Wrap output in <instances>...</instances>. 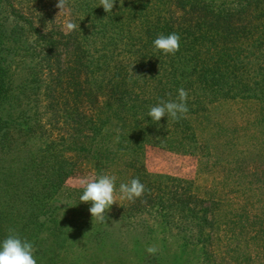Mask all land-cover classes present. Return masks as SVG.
<instances>
[{"label": "trees", "instance_id": "1", "mask_svg": "<svg viewBox=\"0 0 264 264\" xmlns=\"http://www.w3.org/2000/svg\"><path fill=\"white\" fill-rule=\"evenodd\" d=\"M28 1V5L36 4L37 20L26 12L31 10L29 6L26 11L21 8L27 0H0V144L12 133L16 119H21L15 126L21 137L34 134L43 141L45 131H38L43 130L41 114L50 113L54 123L66 126L65 143L72 154L93 160L99 172L123 175L128 181L122 183L139 178L145 185L143 196L123 204L127 206L123 217L162 214L167 228L178 227L183 246L204 247L205 259L209 258L206 249L212 231L227 223L228 231L240 236L233 248L238 252L235 259L249 257L245 252L249 238L240 245L245 234L249 231L258 236L264 231L258 228L257 215L240 202L254 197V189L262 193L264 187L251 188L253 183L247 178L232 175L234 170L227 161L231 149L222 151V140L216 142L224 129L223 119L217 115L233 106L241 114L257 111L245 123L264 127V62H256L260 60L257 52L264 51V0H124L123 6L116 0L110 13L97 6L99 0H68L77 26L68 37H58L53 30L45 32L51 5L58 0ZM173 32L180 36L175 55L154 49L153 42L161 33ZM68 48L73 49L75 65L65 68L62 50ZM181 87L188 92L187 118L175 121L164 116L153 121L148 116L150 108L161 99L175 100ZM166 135L168 141L173 139L172 144L202 148L201 166L222 170L224 180L203 194L193 184L173 185L163 176L149 182L152 175L143 170L131 150ZM53 144L48 142L28 154L33 160H42L45 151L56 150ZM22 147L18 145L12 152L22 155L27 150ZM29 164L32 171L42 173L36 171L35 162ZM58 172L68 175L72 168L62 170L61 166ZM58 172L54 186L64 180ZM221 184L227 189L224 194L219 193ZM34 201L40 203L41 199L36 196ZM32 207L26 227L17 225L25 214L11 215L7 223V215L0 212V241L9 230L24 238L47 224L40 218V207ZM224 218L226 223L220 221ZM149 223L139 220L144 238L155 230ZM129 225L128 219L126 228ZM98 227L93 237H99V246L107 243L118 252V264H166L160 252L142 251L132 259L126 253L128 243L123 244L129 242L127 236L110 240L111 232L106 234ZM140 239L139 235L136 242ZM34 245L41 246L40 240ZM73 262L81 264L80 259Z\"/></svg>", "mask_w": 264, "mask_h": 264}, {"label": "rangeland", "instance_id": "2", "mask_svg": "<svg viewBox=\"0 0 264 264\" xmlns=\"http://www.w3.org/2000/svg\"><path fill=\"white\" fill-rule=\"evenodd\" d=\"M57 3L53 2L51 5L50 16L44 26L46 30H53L58 37H68L72 31L66 35L65 32L68 30L65 25L67 22L73 23V15L69 6L67 14L58 15L60 9L56 7ZM28 4L29 1L27 0V3L22 4L21 8L26 11V7L29 6L31 10L28 9L26 12L37 20L40 13L36 9V4ZM62 51L65 52L62 55L63 66L65 68L74 66L73 49L68 48L67 51L64 49ZM257 54L260 56V60L256 62L263 63L264 51L257 52ZM252 71V69L247 70L249 74ZM253 105L259 108L258 104L257 106ZM257 113L259 112L249 111L241 114L238 108L233 106L226 108L222 116L217 115L220 119L222 117V122H224V129L216 139V142L222 140L219 149L222 151L231 149L227 161L234 170L232 175L247 178L253 183L250 184L251 188L264 187V127L247 126L245 123V119L253 117ZM30 114L32 115V113ZM41 117L42 123L40 125L43 130L38 131H45L43 141L36 138L34 134L30 137V135L23 133L21 137L22 133H17L15 127L21 119H16L13 123L15 126L12 127V133L8 138L2 139L0 144V212L7 215V223H9L11 215L21 214L24 216L25 214V217L21 218L17 225L26 227V218L34 209L32 206L36 205L40 207L41 220L48 221L43 228L36 229L35 233L33 229L24 237L33 244L35 241L39 243L40 240L41 246L34 245V257L37 264H77L71 263L73 259H80L81 264L85 261L86 264H118L115 260V253L118 254V252L115 250L114 253L107 243L104 246H99V237H93V232L98 226H100L98 227L99 230L105 231L106 234L107 231L111 232L110 240L120 236L126 238L127 236L126 240L129 242L123 244L127 246L128 243L129 251L126 253L131 254L132 259H136L139 253L146 251L148 246L155 245L166 264H264V232L256 236L247 231L244 241L240 245L246 244V240L249 238L250 244L247 245L245 251L249 257L242 256L238 258V262L235 259L238 252H235L233 248H235L240 236L237 231H228L225 218L220 221L226 224L221 225L218 230L212 231L213 237L207 243L206 250L209 257L207 259H205L206 255L202 245L183 246L184 237L177 232L178 227L176 224H172L175 228H167L163 222L162 214L153 213L152 217L143 213L140 216H132L127 219L123 217V208L127 207L123 204L128 203L126 199L119 200L112 205L110 210H106L105 223L94 225L89 211L91 204L79 200L83 192L79 181L92 179L101 174H112L99 172L93 160L82 155L76 156L67 150L65 143L68 137L66 126L62 122L54 123L52 121L54 118L51 117L50 113L47 116L41 114ZM173 132L174 130L169 134L172 135ZM168 138L169 135L163 136L162 140L151 138L142 147L136 146L131 150L133 156L139 160V165L143 170L152 175L153 178H149V182L159 181L162 177H157L163 176L164 181L169 179V183H174L173 185L188 186L193 184V189L196 190L197 188L198 192L203 194L205 190L213 188L215 183H219L221 178L224 180L222 170L218 172L213 167H205L204 164L201 166L202 158L205 155L202 148L183 145L178 142L172 144L173 139L168 141ZM48 142L51 144L55 142L56 150L51 154L49 152L46 154L45 151L46 157L42 160L40 158L33 160L28 151L36 152L40 146H45ZM18 145H23L22 148L27 149L22 155L12 152ZM37 154L40 152L38 151ZM32 161L36 163V171L42 170L40 175L32 171V164H29ZM239 161H241V166ZM61 166L62 170L64 166L67 170L72 168V173L65 175L63 172H58ZM57 172L59 175L62 174L64 180L60 185L54 186L55 180L53 178ZM119 176L117 174L115 181L118 198L119 185L122 181H128L124 180L123 175ZM230 186L235 189L232 182H230ZM226 190L223 184L219 185L220 194H224L227 192ZM236 192H238L237 189H235ZM251 193H254V197H246L245 195L248 201L244 200L240 203H247L248 210L253 215H257L258 222H260L258 228L263 227L261 230L264 231V188L262 193L260 189H254ZM36 196L41 199L40 203L34 201ZM230 196H236V194ZM128 219L130 225L127 228L132 229L133 232L126 231L125 222ZM142 219L148 220L149 224H153L155 228L145 238L140 232L139 220ZM175 222H178L177 219ZM139 235L142 239L136 242ZM255 244H257V249L254 247ZM37 250L40 251L37 252ZM93 259L97 261L94 263Z\"/></svg>", "mask_w": 264, "mask_h": 264}, {"label": "clouds", "instance_id": "3", "mask_svg": "<svg viewBox=\"0 0 264 264\" xmlns=\"http://www.w3.org/2000/svg\"><path fill=\"white\" fill-rule=\"evenodd\" d=\"M116 0H99L97 6L102 5L105 12L110 13ZM124 0H120L123 6ZM96 6V7H97ZM60 9L59 14L68 12V0H58L56 5ZM68 31L75 30L76 24L67 22L65 25ZM46 32V29H45ZM154 49L165 55H175L180 49V36L178 33L163 34L161 33L153 42ZM188 92L181 87L178 89V95L175 100L161 99L158 104L152 106L148 112V116L155 122H159L162 117L167 116L168 120L179 121L187 118L188 108ZM116 176L101 174L92 179H82L79 181L83 188L82 195L79 197L80 202L90 203L89 209L93 224L105 223L106 210H110L112 205L119 200L135 201L143 196L145 185L139 178H133L128 183L119 185V198L116 195ZM146 251L154 255L159 249L155 245L147 247ZM34 244L27 238H22L15 230H9V234L5 239L0 241V264H37L34 257Z\"/></svg>", "mask_w": 264, "mask_h": 264}]
</instances>
